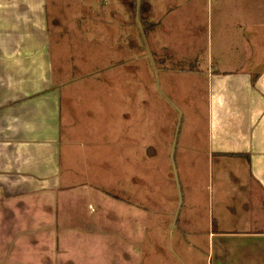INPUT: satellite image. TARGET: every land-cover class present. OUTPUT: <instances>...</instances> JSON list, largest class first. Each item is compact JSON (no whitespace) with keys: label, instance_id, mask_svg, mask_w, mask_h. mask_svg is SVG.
<instances>
[{"label":"crops","instance_id":"crops-1","mask_svg":"<svg viewBox=\"0 0 264 264\" xmlns=\"http://www.w3.org/2000/svg\"><path fill=\"white\" fill-rule=\"evenodd\" d=\"M124 2L131 10V1ZM148 3L147 23L154 15L153 9L146 13ZM90 5L0 0V264H160L161 244L155 240L147 250L146 209L130 207L109 191L113 166L104 163L99 178L92 162L72 160L78 130L87 129L81 125L71 137L64 130L59 86L67 80L54 69L50 7L73 16L91 14ZM246 64L234 71L209 70L205 77L206 155L197 163L211 167V193L202 231L190 218L185 227L193 230L198 246L208 248L209 264H264V65ZM110 122L99 125L108 131L106 145L88 138L81 141L85 151L109 150ZM89 198L100 202V209L90 208L91 218L77 206ZM71 199L74 208L67 209ZM192 240L186 246H193Z\"/></svg>","mask_w":264,"mask_h":264},{"label":"rangeland","instance_id":"rangeland-1","mask_svg":"<svg viewBox=\"0 0 264 264\" xmlns=\"http://www.w3.org/2000/svg\"><path fill=\"white\" fill-rule=\"evenodd\" d=\"M83 1L91 3V14H60L57 7L53 13L50 7L54 69L67 80L59 86L64 130L71 137L81 125L87 129L78 130L72 160L92 162L99 178L104 163L113 166L109 191L130 207L146 209L147 250L155 240L164 250L156 261L209 264L208 248L198 246L185 227L190 218L202 231L211 193V167L197 163L206 155L205 77L209 70L234 71L248 61L264 65V0H149L146 13L153 9L154 15L148 23L145 0H128L131 10L124 0ZM215 62L218 69H212ZM107 116L113 144L105 152L85 151L81 141L88 138L106 145L108 131L99 125ZM77 202L90 218V208L100 209L94 198ZM189 239L193 246H186Z\"/></svg>","mask_w":264,"mask_h":264}]
</instances>
